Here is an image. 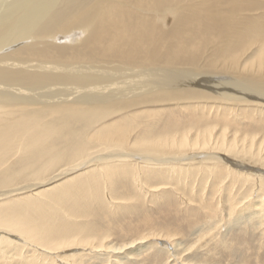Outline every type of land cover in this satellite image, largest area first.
Instances as JSON below:
<instances>
[{
  "label": "bare ground",
  "instance_id": "obj_1",
  "mask_svg": "<svg viewBox=\"0 0 264 264\" xmlns=\"http://www.w3.org/2000/svg\"><path fill=\"white\" fill-rule=\"evenodd\" d=\"M213 101L264 108V0H0L2 262L19 254L22 264H46L57 262L61 249L106 248L73 234L69 215L87 212L86 203L104 195L103 179L116 172L192 174L206 166L209 175L228 169L263 189V136L228 125L217 133L211 122L156 134L159 123L144 119L158 114L146 112L102 124L129 109ZM164 127L159 132L170 130ZM113 148L120 154L96 156L97 164L77 171L92 152ZM179 158L187 166L167 168ZM244 159L262 170L245 171ZM22 192L29 194L14 198ZM140 243L138 251L145 238Z\"/></svg>",
  "mask_w": 264,
  "mask_h": 264
},
{
  "label": "rangeland",
  "instance_id": "obj_2",
  "mask_svg": "<svg viewBox=\"0 0 264 264\" xmlns=\"http://www.w3.org/2000/svg\"><path fill=\"white\" fill-rule=\"evenodd\" d=\"M80 35V38H83L84 34ZM21 43L6 51L16 49L18 45L23 44ZM145 112L158 114L144 119L159 123V126H155L156 134L172 135L197 130L211 122L217 133L228 125L232 131H239L240 134L264 137V108L256 103L243 101H213L212 106L174 103L165 107H140L126 110L124 113L111 114L112 117L103 120L102 124L131 120L135 115ZM191 118L197 122L196 126ZM102 124L97 123L96 127L100 128ZM162 127H169L170 130L159 132ZM178 129L181 131H177ZM137 134L138 132L132 140L137 138ZM129 150L132 149L128 148ZM117 151L120 149H99L92 152L91 160L86 159L77 171L97 164L96 156L114 152L119 155L120 152ZM207 155L219 156L213 152ZM15 157L13 155L8 164ZM200 159L202 158L196 157L197 161ZM178 161H172L173 165L167 168L173 171L174 164L185 167L189 160ZM243 161V164L241 161L239 163L245 171L256 168L253 162L246 159ZM203 167L206 166H202L200 172H195L193 167L194 174L190 173L191 175L179 172L183 177H179V173L172 175V172L168 175L167 171L141 177L134 176V173L124 175L116 172L112 179H103V187H106L104 195L96 201L86 203L87 212H79L71 215L72 217L69 215V219L72 229L76 230L73 234L92 236L100 242L104 241L106 248L82 245L61 249L55 251L58 254V263L51 261L46 264H264V211L260 208V203H264V186L261 189L257 179L245 181L226 173L228 169L222 170L219 167V170L214 171V175H209ZM61 168L63 169V165L54 174L57 175ZM257 169L262 170H255ZM205 173L208 175H204ZM24 182L17 181L16 184L25 185ZM32 182L33 180L29 181ZM25 192L14 198L29 194ZM229 195L233 197L235 204L238 203L234 210L230 206L232 200H228ZM232 210L235 213H231ZM142 238H145L146 246L138 251ZM36 247L34 245L31 248L35 251ZM33 251L25 253L32 255ZM37 251L40 253V250ZM17 255L9 264H22L21 256ZM70 255L74 257L70 258ZM63 256L69 257V261L61 263ZM2 261L3 255L0 253V264H5Z\"/></svg>",
  "mask_w": 264,
  "mask_h": 264
}]
</instances>
